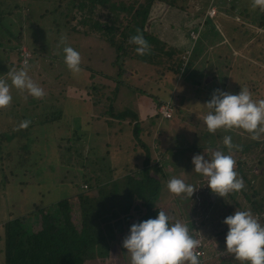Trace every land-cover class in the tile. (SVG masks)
<instances>
[{"label": "rangeland", "instance_id": "rangeland-1", "mask_svg": "<svg viewBox=\"0 0 264 264\" xmlns=\"http://www.w3.org/2000/svg\"><path fill=\"white\" fill-rule=\"evenodd\" d=\"M3 1L5 4L0 6V12L10 7V14L5 15L4 19H9L6 23H11V27L7 32L5 23V25L0 26V75L22 67L27 52L39 51L41 46L45 45L46 50L44 52L40 50L41 53L36 52L33 56V67L28 70L30 72L27 74L31 78V73L35 67L34 71L38 78H31L33 82L39 86H47V90L55 93V95L46 96L40 109L36 108L33 111L22 109L23 115H25L24 120L33 124L32 131H30L32 133V137H30L32 140L31 148L24 150L21 146L24 144V139L15 136L5 143L6 145L0 150V173L4 174L6 182H8V185L6 184L8 188L6 187L2 193L0 192V236L2 235L3 223L8 219L15 218V216H21L27 210L28 202L34 204L41 202L49 207L61 199H73L77 193L88 191L86 179H95L96 177L100 180L105 179L106 166L103 164L102 167L101 162L96 160L97 157L101 159L103 156L112 154L113 160L119 159V164L118 161H111L109 166L112 169L115 168L111 176H121L123 170L122 167L119 168V165L121 166L126 160L131 159L138 153L139 149L131 140V126L119 124L104 115L108 109L106 97L109 99L112 97L116 80L121 79L125 83L131 84L133 88L141 90L146 89V82L149 83L150 81L141 73L144 68L128 64L130 61L125 62V64L122 62L121 69L124 74L118 77L117 72L120 68L115 58L116 51L110 48L111 46L106 41L103 42L98 38L94 32L82 34L86 27L78 23L77 15L75 19L72 18L74 12L68 15V22L70 20L68 27L59 26L56 28L52 16L44 14L42 11L46 5L50 8L47 0H45L46 3H42L43 0ZM15 3L21 8L14 7ZM28 3H30V7L26 6ZM188 6L187 10L182 11V15L185 19L194 17L195 23H192V26H196L195 28L198 29L196 31L197 36L196 33L192 32H189V36L193 39L198 40L199 37L201 39L200 48L192 60L196 70L193 72L191 67L187 68L184 76L185 81L177 76L174 80V76L169 75L162 81H158L156 86L149 84V89L154 93L158 91L155 87L165 88L164 91L159 92L161 95L159 97L161 99L164 97L160 101V106L169 104V102L173 104L169 108L171 110L170 118L165 119L160 114L161 116L154 120L156 122L152 129V137L148 139V142L151 143L153 137H157L158 132H160L159 141L162 144L163 142L170 143L172 153L179 150L192 157L199 153L195 152L196 149L204 147L202 151L208 153L205 155L207 157L210 156V152L206 151L209 146L213 147V150H220V146L207 145L209 136H207L208 131L203 124V116L207 109L203 107V104L209 99V95L214 89H223V91L228 92L230 71L234 70L236 73L238 64L245 62L240 61L238 63L239 59H245L249 65L245 79H243V88L248 90L253 100H258L264 95V0H189ZM211 8L216 10V16L213 18L207 17ZM197 18L199 19L197 20ZM164 21H162L163 24H165ZM62 38L63 44L61 43ZM64 44L73 47L80 53L82 71L79 73H72L66 68L61 50ZM234 48L248 55L239 54V52L233 51ZM218 51L222 52L232 62V68L228 70L223 79V85L222 83L220 85L216 79ZM3 53L5 54L3 55ZM37 55L38 59L35 60ZM83 66L89 69H83ZM198 72L203 73L201 78H195ZM55 79L54 83L53 80ZM80 80L88 81L89 89L72 87V85H77ZM197 80H199V85L195 83ZM193 84L197 87L194 88L197 89L196 91L191 88ZM60 91L65 92L66 97L74 100L56 101ZM181 91L184 93L181 94ZM10 94L11 101L18 103L16 108L19 109L20 106H24V97L27 93L24 94L23 90L10 87ZM133 97L135 99L133 109L139 113V117L141 119L152 118L151 111L154 107L151 101L155 97L141 95L136 91ZM181 98L184 99L183 102ZM81 100H88V102H81ZM124 100L126 99L119 96L116 107L123 108ZM11 101L8 106L0 109L3 113L9 112L8 110L16 104H12ZM58 111L61 112L59 116L56 115ZM65 112H67L66 115H64ZM3 117L6 120L11 119L7 114H4ZM45 119H51L50 123H42ZM75 119H79L77 124H75ZM21 121H23L22 118L16 123H10L9 126L16 128ZM107 121H112V124H108ZM75 130L76 134H74ZM234 131L237 130L234 129ZM257 141L259 143L257 147H250L243 154L239 151L231 154L235 162L237 160L242 162L243 175L249 182L246 193H252V186L254 185V188L257 189L258 184L264 180V174H262L264 132H259V137L253 142ZM205 142L206 145H204ZM210 142L209 140V144ZM106 143H111L112 148L103 150ZM151 145L156 147V142L153 140ZM66 147L72 148L70 157L65 153ZM167 147L169 148V146L160 147L153 154L156 161L162 160L166 164L165 166L158 165L165 172L166 179H163V184L166 190V184L170 177L176 176L184 180L182 174L177 173L181 169L180 166H184V162L180 160L182 155L178 156L176 161H174L175 158L173 160V157H168L167 154L165 156L160 155V151L164 152ZM194 148L196 149L194 150ZM258 158H262L260 166L256 165L259 161ZM175 166H179V168ZM186 173L188 176L191 175L193 173L192 168H189ZM1 177L0 175V179ZM202 178L204 181L207 179ZM84 185L86 188L83 187ZM14 187H18L17 193ZM196 188L194 197L199 199L203 186L200 184ZM94 193H96L95 190ZM226 194L223 197L226 198ZM211 196L213 203L217 204L216 196L213 194ZM174 197L170 193L168 201L173 200ZM235 200L239 207L229 204L227 207L231 209V213L235 209H247L244 205L247 202L241 191H237ZM177 202L179 203V201ZM190 204L191 202L183 204L180 211L186 215H189L190 212L191 219L198 221L199 214L196 215L190 211ZM261 225L264 224L261 223ZM224 227L226 228V226ZM196 236L194 235V237ZM197 239L199 238L197 237ZM212 243H215V240L205 244ZM211 253L208 249L205 256H200L202 257L200 258L201 264H213L212 260H217L218 264H221L223 259H230V255H232L222 250L216 251L215 254ZM110 256V264H128L124 262L126 257L124 260L119 257L120 262L118 263L116 261L118 255L110 252ZM232 258L235 259L233 255ZM98 262L102 264L101 260ZM99 263L96 262V264ZM232 263L236 262L233 261ZM0 264H2L1 255Z\"/></svg>", "mask_w": 264, "mask_h": 264}, {"label": "trees", "instance_id": "trees-1", "mask_svg": "<svg viewBox=\"0 0 264 264\" xmlns=\"http://www.w3.org/2000/svg\"><path fill=\"white\" fill-rule=\"evenodd\" d=\"M41 2L46 3L45 0ZM47 3H49L50 8L46 5V8H42V11L44 14L52 16L53 24L56 28H59V26L68 27L67 25L70 23V20L69 22L67 20L69 18L68 15L74 12L72 18L75 19L77 15L78 23L86 27L82 34L86 35V33L94 32V34L98 35V38L103 40V42L106 41L111 46L110 48L116 51L115 58L120 68L117 72L118 77L124 74L121 69L122 62L125 64V62L130 61L128 64L144 68L141 73L150 79L149 83L146 82L147 88L142 90L135 89L131 84L125 83L121 79L116 80L112 97L110 99L106 97L108 109L104 114L110 117L112 121L115 120L119 124L131 126V140L139 150L131 159L126 160L121 166L119 165V168L122 167L123 170L121 176H111L115 168L112 169L109 166L111 161L117 162L119 159L113 160L112 154L103 156L101 159L97 157L96 160L101 162V166L103 167V164L106 166V177L103 180L97 177L95 179H86L85 182L89 187L88 191L77 193L73 199H61L49 207H46L41 202L38 204L28 202L27 210L21 216L6 220L2 225V235L0 236L2 264H96V262L99 263V260L102 261V264H110V252L118 255L116 259L118 263L120 258L124 260L126 257L124 262L130 264L129 255L121 246L122 239L127 235L129 226L148 218H154L157 211L161 210L169 215L170 222L180 221L188 225L190 234L193 237L197 235L194 238L197 239L198 237L201 241L200 249L203 251V256H205V253L207 254L208 249L212 252L211 254H215L218 250L224 251V236L227 228L224 227L225 225L222 221L231 213V209L227 207L229 204L239 207L235 200L237 191L226 194V198L219 197L207 188V179L204 181L200 174L193 172L188 176L186 171L189 168H193L190 163L191 157L179 150L172 153L170 148L172 145L170 143L163 142L162 144L159 141L160 132H158L157 137L152 139V141L156 142V147H152V141L151 143L148 142V139L152 137V129L156 122L154 120L161 116L158 109L161 105L160 101L164 97L161 99L159 92L165 90L164 87H155L158 91L154 93L149 89V86H156L158 81H162L169 75H173L174 80H176L177 76L185 81L184 76L187 68L191 67L193 72L196 70L195 63L192 60L197 55L196 52L200 48L201 39L200 37L198 40L190 38L189 32H195L198 29L195 28L196 26H192V22L189 19L181 18L182 15L180 14V12L188 9L189 0H47ZM4 4L5 1L0 0V6ZM26 6L30 7V3ZM14 7L21 8L17 3H15ZM9 8L7 7V9H3L0 12V26L6 24L5 29L7 32H9L8 29L11 27V23L7 24L6 22L9 19H4V17L10 14ZM192 19L194 18L192 17ZM163 20H165V24L162 23ZM193 23H195V20ZM161 26H163V29L167 26L169 30L176 31L172 38L171 36L167 39L165 38V31L162 29L163 33L160 32ZM72 29L75 30L74 27ZM137 30L140 31L149 44V52L142 56L137 55L134 51L135 46L128 42L129 37L136 34ZM176 35L180 37L179 40L190 41L188 49L175 45ZM178 44L180 43L178 42ZM40 50L44 52L46 50L45 45L41 46ZM40 50L36 52L39 54L41 53ZM33 52L30 51V57L26 62L28 70L33 67V56L36 54V52ZM218 52L219 58L216 61L218 63V73L216 79L221 85L228 70L232 68V62L226 56L221 58L222 52ZM37 59L38 55L35 60ZM240 61L245 62L238 64V71L236 73L234 70L230 71L228 76L229 85L227 88L229 87L228 92L230 93H237L239 88H243V79H245L249 65L245 59H239L238 63ZM140 67L138 68L140 69ZM83 69L88 70L89 68L83 66ZM34 70L35 67L31 73V78H38ZM196 74L195 78L203 76L201 72ZM259 80L262 79L259 78ZM55 81L56 79L53 80L54 83ZM198 82L199 80L195 83L198 84ZM77 85H72V87L89 89L88 81L80 80ZM40 87L44 92L42 97L33 98L27 95L26 91H23L26 94L24 106H20L18 109L16 108L18 103L15 102V104L11 101L15 105L8 110L9 112L3 113L0 110V150L6 145L5 143L15 136L24 139V144L21 145L24 150L31 148L32 140L30 137H32V133L30 131H32L33 124L29 123L25 128H20L19 126L12 128L9 124L16 123L21 118L24 120L25 115H23L22 109L26 111H33L36 108L40 109L46 96L55 95V93L47 90V86ZM191 88L197 87L193 84ZM194 90L196 91L197 89ZM135 91L141 95L155 97L151 101L154 107L151 111L153 114L152 118L141 119L139 113L133 109L135 107V99L133 97ZM180 93L183 94L184 92L181 91ZM58 96L56 101L63 99L74 100L66 97L63 91H60ZM119 96L122 99H126L124 100V107L120 109L116 107ZM166 99L168 100V98ZM260 99H264V95ZM183 100L181 98L182 102ZM81 102H88V100H81ZM79 104H81L80 101ZM169 104L171 106L173 103L169 102ZM4 114L10 116L11 119L6 120L3 117ZM60 114L61 112L58 111L56 115L59 116ZM66 114L67 112L64 113V115ZM50 121L51 119H45L42 123L48 124ZM74 121L77 124L79 119ZM112 121H107V123L112 124ZM234 129L237 131H234ZM234 129L220 128L214 132H208L207 145H218L220 150L227 154L228 149L223 145L222 139L225 135H228L232 138V144L236 146L231 150L230 154L235 151L243 154L250 147L259 146L258 141L253 142L256 139L251 138L252 133L240 128L234 127ZM74 134H76V130ZM257 137H259V132ZM209 140L211 141L210 144ZM204 145H206V142ZM104 146L103 150L112 148L111 143H106ZM164 146H169V148L167 147L164 152L160 151V155L165 156L167 154L168 157L172 156L173 160L175 158L174 161H176L178 156L182 155L180 160L184 162V166L181 165L182 167L180 166L181 169L177 173L182 174L186 183H191L195 187L200 184L203 186L200 193L201 199H196L194 193L189 199L181 194L180 196L174 195V199L168 201L170 193L164 188L165 185L163 184V179H166L165 172L163 168L158 167L159 164H162V166L166 164L162 160L156 161L153 156L155 150ZM209 148L213 149L211 146L207 149ZM64 150L66 155L70 157L72 148L66 147ZM202 150H204V147L196 149L195 152H199L196 154H208ZM258 160L256 165L260 166L262 158H258ZM235 163L234 171L243 179L244 186H246L240 190L247 202L244 205L257 217L258 221L264 224V191H261L264 189V180L261 184H258L257 189L252 184V193H246L249 182L243 175L242 162L240 163L237 160ZM175 167L179 168V166ZM262 174H264V163ZM0 175L2 176L0 179V192L2 193L8 182H6L2 172ZM14 188L16 190L18 187ZM94 190L96 193H94ZM212 194L216 196L215 201L217 204L213 203ZM18 197L22 198L21 196ZM186 202H191L192 205L190 204L189 209L192 213L199 214L198 221L191 219L190 212L188 213L189 215H186L180 211L181 206ZM221 227L223 228L221 229ZM212 240H215V243L206 245L207 242L209 243ZM212 261L213 264H218L217 260ZM233 261L236 263H232ZM221 264H241V262L233 259L232 255H230V259H223Z\"/></svg>", "mask_w": 264, "mask_h": 264}, {"label": "clouds", "instance_id": "clouds-1", "mask_svg": "<svg viewBox=\"0 0 264 264\" xmlns=\"http://www.w3.org/2000/svg\"><path fill=\"white\" fill-rule=\"evenodd\" d=\"M215 16L207 15L209 18ZM128 42L135 46L137 55L149 52V44L139 30L129 37ZM61 50L66 68L72 73L82 71L80 53L66 44ZM27 72V63L24 62V66L0 75V109L8 106L12 99L10 87L26 91L33 98L44 95L42 88L33 82ZM203 107L207 109L203 124L210 133L220 128L235 127L252 133L251 138L256 139L258 132H264V99L253 100L246 88H239L237 93L214 89ZM28 123L23 120L19 127L25 128ZM222 143L228 149L227 154L209 148L206 151L210 152V156L195 154L190 161L192 171L207 178V188L219 197L244 187L243 179L234 171L235 161L230 154L236 146L228 135L223 137ZM166 187L169 193L175 196L183 194L187 199L197 190L193 184L176 176L169 178ZM222 223L227 228L224 251L231 253L241 264H264V225L249 209H235ZM199 244L200 240L190 234L187 224L170 222L169 215L162 210L157 211L154 218L131 224L121 242L129 255L130 264H201L197 252Z\"/></svg>", "mask_w": 264, "mask_h": 264}, {"label": "built area", "instance_id": "built-area-1", "mask_svg": "<svg viewBox=\"0 0 264 264\" xmlns=\"http://www.w3.org/2000/svg\"><path fill=\"white\" fill-rule=\"evenodd\" d=\"M216 14V11L211 8L209 13H208V16L209 17H212ZM192 33H196V36L198 35V33L195 31H192ZM193 39V38H192ZM30 57V52H27V56L24 57L25 59L23 60V65H24V62H27V59ZM170 108V105L169 104H166V105H162L160 106L159 108V112L160 114L165 118V119H168L171 117V110L169 109ZM84 188H86V186L84 185L83 186ZM199 240V239H198ZM200 246H201V241H200V244H199V247L197 249V252L199 253V257L203 255V251L200 249Z\"/></svg>", "mask_w": 264, "mask_h": 264}, {"label": "crops", "instance_id": "crops-1", "mask_svg": "<svg viewBox=\"0 0 264 264\" xmlns=\"http://www.w3.org/2000/svg\"><path fill=\"white\" fill-rule=\"evenodd\" d=\"M180 14L182 15V12H180ZM181 15H178V16H181ZM181 18H184V16L182 15ZM193 18H194V17H193ZM184 19H185V18H184ZM188 19H189V18H188ZM189 20H190L192 23H193V21H194V19H192V17H190ZM171 21H172V20H171ZM162 27H163V26L160 27V32L163 33V30L165 31V33H164V34H165V38L167 39V38L170 37V36H171V38H172L174 32H176V31H174V30H169V29L167 28V26H165L164 29H163ZM158 29H159V28H158ZM162 29H163V30H162ZM169 32H170V33H169ZM179 38H180V37H179L178 35L175 36V39H176V40H175V43H176L175 45H177V46L180 45V46L183 47L184 49H188V46H189V44H190V41H187V40L185 41V40H183V39H182V40H179ZM178 42H179L180 44H178ZM215 45H216V44H215ZM215 45H214V46H215ZM214 49H215V48H214ZM233 51H237V52H239V54H240V53H243V52H241V50H239V49H237V48H234ZM223 56H224V54H222V57H223ZM222 57H221V58H222ZM221 58H220V59H221ZM235 58H236V57H235Z\"/></svg>", "mask_w": 264, "mask_h": 264}]
</instances>
